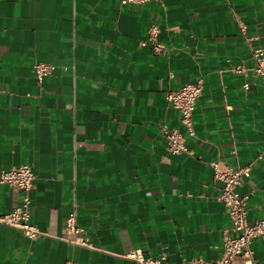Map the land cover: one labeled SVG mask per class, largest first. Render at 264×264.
Instances as JSON below:
<instances>
[{"label": "crops", "instance_id": "0c3cea01", "mask_svg": "<svg viewBox=\"0 0 264 264\" xmlns=\"http://www.w3.org/2000/svg\"><path fill=\"white\" fill-rule=\"evenodd\" d=\"M153 23L165 54L141 46ZM253 47L264 0H0V170L33 166L32 220L48 232L0 222V264H139L124 256L136 248L219 259L234 232L212 160L251 163L237 189L249 220L264 217V81L232 71L254 64ZM36 61L55 65L41 83ZM199 77L192 153L172 154L161 125L180 120L166 92ZM19 200L0 184V214ZM74 204L96 249L56 236ZM253 248L264 262V239Z\"/></svg>", "mask_w": 264, "mask_h": 264}, {"label": "built area", "instance_id": "2783aa9c", "mask_svg": "<svg viewBox=\"0 0 264 264\" xmlns=\"http://www.w3.org/2000/svg\"><path fill=\"white\" fill-rule=\"evenodd\" d=\"M148 1L151 0H120V3L143 5ZM240 27L242 34L246 35L245 25L240 24ZM159 35L160 25L151 24L146 38L141 41V46L150 48L153 53L158 55L167 53V46L159 38ZM252 56L254 59L252 66L247 68L243 65H237L232 68V71L246 74L250 70L264 81V48L253 47ZM32 69L38 82L41 83L45 76L52 74L55 65L49 62L36 61ZM243 86L248 88L249 83L245 81ZM203 89L204 80L199 77L194 82L186 83L177 88H169L166 92V100L178 111L180 120V126L161 125L162 134L167 141V150L172 154L192 153L188 138L196 135L194 112ZM263 156L264 154L261 152L254 161L263 159ZM210 166L213 169L214 177L223 183L219 198L226 207L234 233L225 234L219 259L211 261L199 257L193 259L190 264H234L239 257L245 258L246 264H264V262L256 259L253 248L254 240L264 239V217L249 220L248 201L250 195L248 192H240L237 189L245 176L249 174L251 163L244 166H233L222 160H212ZM35 181L36 174L33 166L29 163L0 170V184H7L20 192V200L17 206L9 212L0 214V222L19 228L31 239L48 234L32 220L31 192L35 189ZM56 236L75 246L96 249L91 242L87 228L79 223L76 204L65 218L62 232ZM124 256L139 264H172L165 252H160L158 256L152 257L145 255L141 249L136 248L129 250Z\"/></svg>", "mask_w": 264, "mask_h": 264}]
</instances>
